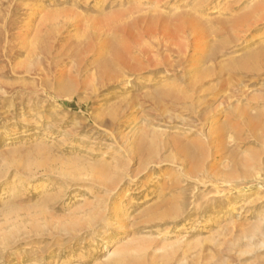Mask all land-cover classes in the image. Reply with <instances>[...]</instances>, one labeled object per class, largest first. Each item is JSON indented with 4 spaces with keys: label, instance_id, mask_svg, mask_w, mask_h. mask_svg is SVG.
<instances>
[{
    "label": "rangeland",
    "instance_id": "rangeland-1",
    "mask_svg": "<svg viewBox=\"0 0 264 264\" xmlns=\"http://www.w3.org/2000/svg\"><path fill=\"white\" fill-rule=\"evenodd\" d=\"M249 2L0 0V264H264Z\"/></svg>",
    "mask_w": 264,
    "mask_h": 264
},
{
    "label": "bare ground",
    "instance_id": "bare-ground-1",
    "mask_svg": "<svg viewBox=\"0 0 264 264\" xmlns=\"http://www.w3.org/2000/svg\"><path fill=\"white\" fill-rule=\"evenodd\" d=\"M258 4V2H257V0H252V3L251 2H249V4H247L246 5V8H250V9H252L253 7V5L254 4ZM160 4V1H157L156 2V5L157 6H154V9H156V8H159L158 7V5ZM152 43H153V41H151ZM200 45H201V42L200 41H197V42H195V43H193V44H188L187 46H186V49H185V52H186V54H187V58H189V59H191L192 57H193V55H191V56H189L190 55V53H195L194 51H196L197 52V50H200V49H198V47H200ZM154 49H157L158 51L159 50H164L165 52H167V53H172V52H177V53H180V48H176L175 46H174V36L173 35H156V37L154 38V43L151 45ZM151 47V48H152ZM117 48V50L116 51H114V57H115V60H117V61H120V63L117 65V68H116V73L118 74L117 75V78H118V76L119 77H121L122 76V74H123V72L125 71V72H135L136 71V67L137 66H135V65H133V64H130V63H128L127 61H126V57H127V55H126V52H128V51H126L125 49H123V48H120V47H116ZM152 48V49H153ZM194 50V51H193ZM157 51V52H158ZM193 51V52H192ZM155 52H156V50H155ZM156 52V53H157ZM129 53V52H128ZM153 53V52H152ZM158 53H160V52H158ZM155 54H153V56H154ZM97 56H98V54H97ZM156 56V55H155ZM164 56V55H163ZM169 56H170V54H169ZM157 57V56H156ZM160 57H161V54H160ZM162 59H163V57H161ZM160 58V59H161ZM165 58V57H164ZM186 58V57H185ZM194 58V57H193ZM189 59H186V60H189ZM166 60H167V58H166ZM163 62V64H164V61H162ZM162 62H160V65H162ZM170 64V63H169ZM165 67L164 68H166V67H168L167 66V64L165 63ZM161 67V66H160ZM165 71V70H164ZM167 74H168V71L166 72ZM105 75V77H107V76H109V74H107V73H105L104 74ZM112 75V74H111ZM115 76V75H114ZM125 85V84H124ZM29 163V162H28ZM27 163V164H28ZM16 182H17V180H14V179H12L10 182H9V185H10V187H15V184H16ZM19 182V181H18ZM20 185V184H19ZM119 253L117 252V251H112L110 254H109V256H108V259L110 258V259H114L115 260V258H116V262H120L121 261V258L118 256V257H116L117 255H118ZM112 257H114V258H112ZM109 259V260H110ZM126 259V258H125ZM123 260V259H122ZM125 261V260H124ZM115 262V261H114ZM114 262H113V264H114ZM120 263H123V261H121ZM119 263V264H120ZM112 264V263H111ZM117 264V263H116Z\"/></svg>",
    "mask_w": 264,
    "mask_h": 264
}]
</instances>
